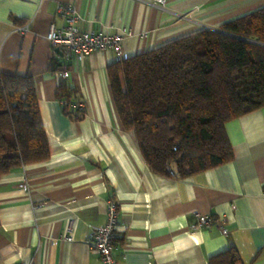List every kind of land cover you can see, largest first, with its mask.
<instances>
[{
  "label": "crops",
  "instance_id": "1",
  "mask_svg": "<svg viewBox=\"0 0 264 264\" xmlns=\"http://www.w3.org/2000/svg\"><path fill=\"white\" fill-rule=\"evenodd\" d=\"M64 2L76 6L83 29L131 30L122 39L126 57L217 30L264 6V0H0V72L31 76L48 150L45 159L0 176V264H99L86 240L90 226L105 223L108 198L118 202L114 264H207L231 247L244 264H264V105L225 122L233 154L226 163L187 177L151 171L113 102L107 70L115 53L97 49L78 59L46 39L51 23L62 24L55 11ZM62 80L83 104L75 118L59 99ZM195 212L211 214L214 223L191 230Z\"/></svg>",
  "mask_w": 264,
  "mask_h": 264
},
{
  "label": "trees",
  "instance_id": "2",
  "mask_svg": "<svg viewBox=\"0 0 264 264\" xmlns=\"http://www.w3.org/2000/svg\"><path fill=\"white\" fill-rule=\"evenodd\" d=\"M123 127L134 132L151 171L187 177L232 158L225 122L264 105V6L108 65ZM64 112L82 109L65 80ZM34 82L0 72V176L47 157ZM207 264H244L233 247Z\"/></svg>",
  "mask_w": 264,
  "mask_h": 264
},
{
  "label": "built area",
  "instance_id": "3",
  "mask_svg": "<svg viewBox=\"0 0 264 264\" xmlns=\"http://www.w3.org/2000/svg\"><path fill=\"white\" fill-rule=\"evenodd\" d=\"M167 0H152L154 3L164 4ZM55 15L62 20V24L57 27L54 23H51L46 39L53 46L66 48L67 55H74L78 59H83L91 51L97 49L103 51L112 50L117 60H122L126 57V53L122 50V39L125 36H131L132 31L121 28L117 32L105 33L102 30H94L91 28H81L79 25L81 16L77 13L76 6L73 3L64 2L59 3L55 11ZM28 29V24L25 23L19 27V30L25 31ZM147 32L142 36L146 37ZM68 76V70L62 69L60 72V78H66ZM76 105L82 109L83 104L80 101H76ZM22 189L28 192V183L23 180L21 184ZM106 220L101 226H90V232L87 237V243L89 248L97 253L99 264H114L113 248L115 245L117 233L116 225L118 221V202L113 198L106 200ZM214 218L209 213L195 212L193 219L189 223L190 229H202L210 226L214 223ZM73 220H69L65 227V231L62 234V238L66 241L72 240Z\"/></svg>",
  "mask_w": 264,
  "mask_h": 264
}]
</instances>
